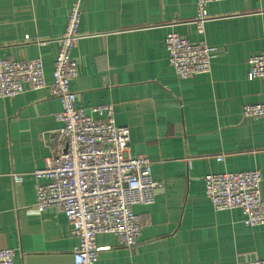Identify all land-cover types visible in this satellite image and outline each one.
<instances>
[{
  "label": "crops",
  "instance_id": "1",
  "mask_svg": "<svg viewBox=\"0 0 264 264\" xmlns=\"http://www.w3.org/2000/svg\"><path fill=\"white\" fill-rule=\"evenodd\" d=\"M73 1L0 0V58L40 57L46 83L0 98V249L15 251L13 264H72L77 244L62 211L36 212V185L46 179L32 175L64 148L51 82L56 40ZM195 2L81 0V38L71 52L79 69L71 82L75 106L97 118L92 107L111 104L116 124L129 129V153L148 157L161 183L153 204L133 206L141 224L137 244L98 234L95 264L264 259V226H246L238 208L215 210L203 180L258 169L264 199V117L241 114L243 105L264 102V78L247 76L249 56L264 49V0L210 2L202 34ZM169 32L213 47L210 71L177 76L165 48Z\"/></svg>",
  "mask_w": 264,
  "mask_h": 264
},
{
  "label": "built area",
  "instance_id": "2",
  "mask_svg": "<svg viewBox=\"0 0 264 264\" xmlns=\"http://www.w3.org/2000/svg\"><path fill=\"white\" fill-rule=\"evenodd\" d=\"M220 1L223 0H196L194 24L199 33L204 32L209 18L207 5ZM80 19L81 0H74L66 14L65 29L56 40L58 51L52 69L51 87L61 105L56 118L62 124L59 135L64 148L55 157L46 158L44 167L35 169L32 175L36 180L46 179L36 185V212L50 208L62 211L70 234L77 238L72 264H95L98 234H113L120 245L129 248L137 244L141 224L133 206L153 204L161 183L153 178L148 157L129 153V129L116 124L111 104L92 107L97 118L75 106L71 82L79 69L71 52L81 38ZM165 48L169 64L181 78L209 72L215 56L214 48L204 39L189 41L175 32L167 33ZM247 76L264 78V49L249 56ZM44 86L40 57L0 58V98ZM241 114L245 118L264 117V102L243 105ZM216 159L221 161L223 157ZM11 177L19 184L24 180L17 173H11ZM203 180L205 196L215 210L238 208L246 226H264L258 169L208 173ZM14 252L11 248L0 249V264H13ZM250 264H264V259H254Z\"/></svg>",
  "mask_w": 264,
  "mask_h": 264
}]
</instances>
